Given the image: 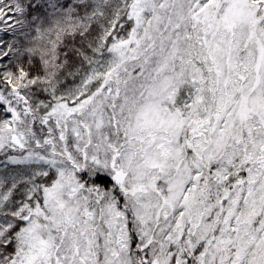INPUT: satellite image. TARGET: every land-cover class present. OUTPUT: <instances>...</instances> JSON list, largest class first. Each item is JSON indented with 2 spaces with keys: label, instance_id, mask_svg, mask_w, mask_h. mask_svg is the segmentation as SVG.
<instances>
[{
  "label": "snow or ice",
  "instance_id": "1",
  "mask_svg": "<svg viewBox=\"0 0 264 264\" xmlns=\"http://www.w3.org/2000/svg\"><path fill=\"white\" fill-rule=\"evenodd\" d=\"M0 264H264V0H0Z\"/></svg>",
  "mask_w": 264,
  "mask_h": 264
}]
</instances>
